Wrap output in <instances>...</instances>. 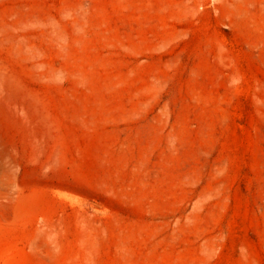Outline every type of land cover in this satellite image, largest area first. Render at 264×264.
<instances>
[{
    "label": "rangeland",
    "instance_id": "rangeland-1",
    "mask_svg": "<svg viewBox=\"0 0 264 264\" xmlns=\"http://www.w3.org/2000/svg\"><path fill=\"white\" fill-rule=\"evenodd\" d=\"M0 264H264V0H0Z\"/></svg>",
    "mask_w": 264,
    "mask_h": 264
}]
</instances>
